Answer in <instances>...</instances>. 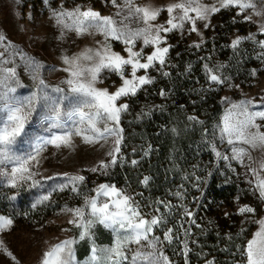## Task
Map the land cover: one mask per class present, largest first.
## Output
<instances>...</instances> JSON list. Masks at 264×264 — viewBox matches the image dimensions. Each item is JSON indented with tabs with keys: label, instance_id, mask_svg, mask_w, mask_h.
Listing matches in <instances>:
<instances>
[{
	"label": "snow or ice",
	"instance_id": "snow-or-ice-1",
	"mask_svg": "<svg viewBox=\"0 0 264 264\" xmlns=\"http://www.w3.org/2000/svg\"><path fill=\"white\" fill-rule=\"evenodd\" d=\"M111 3L117 11L108 16L91 8L81 10L79 6L71 10L61 8L53 11L62 34L74 31L78 36H103V40L96 42V47L85 48L72 57L62 58L67 65L62 71L67 76L58 84H50L43 77L42 70L47 66L12 43H6L5 36L0 34V183L6 182L12 188L25 183L30 188L42 187L41 180L35 179L40 172L34 170L38 169L41 153L48 145L71 147L74 136L87 144L112 141V150L108 152L111 159L101 161L98 167L91 169L107 175L106 170L117 163L121 152L123 129L120 120L129 107L127 102L118 101L123 97L135 96L145 85L152 84L155 77L149 75L151 69L161 71L167 66L168 53L173 47L167 43V34L183 31L186 24H191L189 31L201 35L197 21H205L204 28H208L212 15L230 7L239 9L238 16L251 9V14L244 16L245 21H251L253 15L264 18V7H258V3L264 5V0H214L212 4H205L204 0H176L165 7L141 6L135 0H122V3L111 0ZM163 11L167 12L168 19L164 23H155ZM258 32L264 35V19L259 24ZM249 40L264 49V40L257 41L255 33L237 36L231 47L237 49L242 42ZM113 41L122 43L127 55L114 51ZM138 43L141 45L139 49ZM200 43L202 40L193 42L192 46L199 48ZM147 47H151L152 51L146 53L144 49ZM16 55L21 57L34 81V87L27 94L18 91L25 86L20 82L16 68L6 66L13 62ZM258 56L264 58V52ZM222 67L204 65L210 84H224L229 79L222 75ZM48 70L56 71L54 67ZM141 70L144 74L138 75ZM188 70H191L190 65ZM112 74L121 80L115 91L98 87ZM162 74L169 75L166 71ZM160 95L167 94L162 89ZM224 99L228 106L215 125L213 136L221 144L230 146L231 157L219 151L214 142L210 145L211 150L218 159L231 158L241 163L245 157L252 160L249 149L264 150V131L261 130L262 124L257 122L264 121V108L252 111L251 108L260 106L251 99L235 102ZM188 119L196 120V117L189 116ZM34 122L40 124L48 134L37 136L32 142L31 126ZM29 142H32L31 152L23 154L17 150L18 145ZM136 163L132 161V164ZM248 171L254 177V181L250 180L249 183L264 201V159L260 160L259 168L249 167ZM42 179H59L60 183L55 185L54 190H70L77 196H83V204L77 207L66 205L62 209L71 214L68 223L79 229V238L70 237L51 245L43 252L40 264H174L165 251V243L172 244L174 239H179L174 235L173 227H167L174 207L171 202L157 200L155 203L162 205L164 211L161 212L158 206L154 208L155 214L149 216L133 194L115 185L101 183L91 189L93 194L88 195L82 191L86 179L83 175L57 173ZM149 179L145 177L142 183L147 185ZM175 195L183 198L180 192ZM49 198L44 195L36 204ZM10 199L14 200L15 196ZM245 213H255V209L248 205L238 209L237 214ZM183 214L189 219L193 216V212L187 208ZM252 222L258 225V229L242 249L238 247V251L244 257L242 264H264V217ZM191 223H195V220H191ZM12 224L10 216L0 215V232L8 230ZM97 225H102L111 233L113 239L110 245L96 243L94 230ZM157 229H163L162 238L155 234ZM189 231L185 229V234ZM82 240L90 242L89 255L84 260L78 259L75 248ZM189 251L185 241V264H188ZM0 252L19 264L3 240H0ZM206 264H213V261H206Z\"/></svg>",
	"mask_w": 264,
	"mask_h": 264
},
{
	"label": "trees",
	"instance_id": "trees-1",
	"mask_svg": "<svg viewBox=\"0 0 264 264\" xmlns=\"http://www.w3.org/2000/svg\"><path fill=\"white\" fill-rule=\"evenodd\" d=\"M34 1L39 0H22L23 9L32 8ZM79 1L95 4L109 0ZM242 18L232 8L221 10L210 21L199 48L173 46L167 66L161 71L150 70L154 82L130 96L128 110L121 115L123 163L116 168L112 182L134 187L143 204L159 206L161 212L164 209L155 203L157 200L174 205L168 219L176 218L175 235L181 244L187 242L188 264H206L209 260L213 264H242L244 257L238 247L242 249L249 239L247 222L237 214L243 183L225 170L222 159L216 157L210 146L213 142L216 146L220 143L213 132L224 113L221 100L224 92L251 87L264 76V58L258 56L264 49L250 40L242 42L237 49L231 47L235 36L254 33L252 26L246 28ZM255 34L257 41L264 40V35ZM205 64L223 66L220 71L229 79L224 84H210ZM163 71L169 75L164 76ZM162 89L167 95H160ZM189 116L196 120H189ZM133 160L137 163L132 164ZM145 177L150 178L147 185L142 183ZM188 181L194 182L197 192L179 190ZM54 189L55 185L40 190L34 195L33 204L44 195H55ZM177 192L185 198L196 195L194 203L198 210L211 216L195 247L191 244L189 219L180 213L183 203L175 195ZM48 206L43 202L34 208ZM185 229L190 231L185 234Z\"/></svg>",
	"mask_w": 264,
	"mask_h": 264
},
{
	"label": "rangeland",
	"instance_id": "rangeland-1",
	"mask_svg": "<svg viewBox=\"0 0 264 264\" xmlns=\"http://www.w3.org/2000/svg\"><path fill=\"white\" fill-rule=\"evenodd\" d=\"M135 2L141 6L165 7L170 3L176 2V0H135ZM213 2L214 0H204L205 4H212ZM117 3H122V0H117ZM78 6L81 10L91 8L104 16L113 15L117 11L111 0L95 4L79 0H39L34 1L32 8L26 10L23 9L22 0H0V34L5 36L6 43H12L29 56L34 57L47 66L42 70L43 77L50 84H58L67 76V73L62 71V69L67 67L63 62V57H72L85 48L96 47V42L103 40V36L98 34L78 36L74 31H65L62 34L61 28L57 25L56 19L53 16V11H58L61 8L71 10ZM258 7H264V5L258 3ZM232 9L236 13L239 11L238 8ZM217 13L211 16L210 21ZM250 14L251 9L241 14L243 22L246 23V28H250V25L254 33H259L258 27L264 18L253 15L251 21H245L244 16ZM167 19L168 14L166 11H163L155 23H164ZM204 23L205 21H197V28L201 35L190 32L191 24H186L183 31H173L167 34V43L175 47L191 49L193 42H201L202 40L201 46L204 43L207 30V28H204ZM238 36H244V34H239ZM112 45L114 51L127 55L124 52L125 46L122 43L113 41ZM140 47L141 45L138 43L137 48L139 49ZM0 51H2V48H0ZM144 51L146 53L151 52L152 48L147 47ZM6 66L16 68L17 76L25 86L18 91L21 94H27L34 87V81L31 74L26 70L21 57L16 55L13 62ZM51 67H54L56 71L48 70ZM143 74V70L138 73V75ZM120 84V78L112 74L98 87H107L109 91H115L116 87L120 86ZM128 98L123 97L118 103H125ZM224 98H229L234 102L241 99H251L260 106L251 108V110H261V108H264V99H262L264 98V76L256 85L251 87L246 86L225 91L221 97L225 110L228 105ZM257 122L262 124L261 130L264 131V121ZM31 132L33 134L32 142H34L35 137L48 134L40 124L35 122L31 126ZM32 142L18 145L17 150L23 154L31 152ZM112 147L111 140L108 143L87 144L80 137L74 136L71 147L56 148L48 145L41 153L38 169L34 170L40 172V175L35 177V179L41 180L42 187L30 188L25 183L12 188L7 186L6 182L0 183V215L10 216L13 219L12 226L8 230L0 232V240L4 241L5 246L15 255L19 264H40L43 252L51 245L66 238H79V229L68 223L69 219L72 218L71 214L62 211V209L66 205L68 207L82 205L83 196H77L71 193L70 190H56L55 195L52 194L49 200L45 202L46 205H49L48 207L36 209L33 207L32 202L34 195L40 193V190H46L48 186L60 183L59 179L44 180L42 177L57 173L83 175L86 179L82 191L88 195L93 194L91 193V189L101 183L115 185L117 188L125 189L127 192L133 194L149 216L155 214L154 208L151 205L142 203L141 198L138 197L140 195L134 187H121L112 182V175L116 172V168L123 163L122 144L118 161L106 170L107 175L102 174V171H91L93 167H98L101 161L108 162L111 159L108 156V152L112 150ZM217 149L231 157L230 146L226 143H218ZM249 152L253 157L252 160L245 157L243 163L231 158L229 160L222 159V162L225 165V170L230 171L236 178H240L243 183L242 190L244 193L240 199L239 206L248 205L255 209V213H245L241 216V220L247 222L246 230H249L250 239L252 234L258 229V225L252 221L264 217V201H261L258 192L254 191L253 185L249 183L250 180L254 181V177L248 171V168H259L260 160L264 159V150L259 148L249 149ZM197 189V186L192 181H188L186 185L179 188L180 191H186L189 194L197 192ZM13 196H15V199H10ZM195 196L193 195L189 198L183 197L181 199L183 205L180 211L183 218H188L183 214L185 208L193 212L191 219L188 218L192 227L191 244L193 247L198 245L202 230L206 228V224L211 220V216L208 213L198 210L197 205L194 203ZM179 205L177 204V206ZM175 220V217L169 218L167 227H174ZM191 220H195V223H191ZM64 229H68V231H64ZM94 231L97 244L110 245L112 243L113 237L111 233L102 225H97ZM176 231L174 229V235L177 234ZM155 234L162 238L163 229H157ZM75 248L78 259L84 260L89 255L90 242L88 240L79 241L75 245ZM183 248L184 245L181 244L179 239H174L172 244L165 243L166 254L174 264H185V260H183L185 256L182 254ZM0 264H15V262L0 252Z\"/></svg>",
	"mask_w": 264,
	"mask_h": 264
}]
</instances>
